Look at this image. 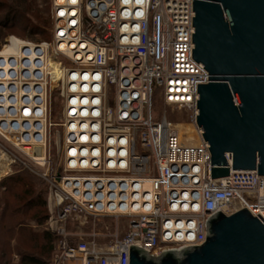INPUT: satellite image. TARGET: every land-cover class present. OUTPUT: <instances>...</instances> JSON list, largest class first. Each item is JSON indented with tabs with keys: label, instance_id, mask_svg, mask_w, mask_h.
I'll list each match as a JSON object with an SVG mask.
<instances>
[{
	"label": "built area",
	"instance_id": "1",
	"mask_svg": "<svg viewBox=\"0 0 264 264\" xmlns=\"http://www.w3.org/2000/svg\"><path fill=\"white\" fill-rule=\"evenodd\" d=\"M192 3L49 0V39L0 56V154L22 162L17 150L47 185L51 264H129L130 246L158 255L201 245L217 211L246 208L264 220L263 175L232 169L225 153L228 175L211 178L196 125L197 83L208 73L192 58ZM156 95L190 111L197 142H183L164 110L153 117ZM102 216L123 219L125 232L99 243L98 233L70 229Z\"/></svg>",
	"mask_w": 264,
	"mask_h": 264
},
{
	"label": "water",
	"instance_id": "2",
	"mask_svg": "<svg viewBox=\"0 0 264 264\" xmlns=\"http://www.w3.org/2000/svg\"><path fill=\"white\" fill-rule=\"evenodd\" d=\"M192 58L207 83H197L196 125L209 144L211 178L234 170L264 176V0H193ZM197 246L152 255L130 246L129 264H264V220L246 208L213 213Z\"/></svg>",
	"mask_w": 264,
	"mask_h": 264
},
{
	"label": "rangeland",
	"instance_id": "3",
	"mask_svg": "<svg viewBox=\"0 0 264 264\" xmlns=\"http://www.w3.org/2000/svg\"><path fill=\"white\" fill-rule=\"evenodd\" d=\"M33 3V6L37 7L39 10L47 8L49 0H29ZM16 0H0V49L6 44V41L11 36H15L22 40H29L32 42H39L41 40H47L51 36V27H48L47 35L42 36L39 34H34L32 38H24L19 36L13 31L10 23H8V12L11 9L10 6H14ZM164 110L167 114L168 119L177 125V129L182 133L181 138L185 143H195L197 142L198 136L195 128V124L191 120L190 111L187 108H178L172 105H165L159 95L154 98V107L152 109V115L154 118H158L161 111ZM59 110L58 101L53 97L52 99V121L58 122L59 120ZM7 146L5 142H2ZM8 147V146H7ZM12 150L13 154L19 157L22 162L25 161L23 155L17 150ZM0 215L5 206L12 209H17L14 215L7 216L4 215L0 218V224L4 226L9 218H13L14 226L15 224H23V229L20 230L19 235L16 237L9 238V232L6 229H0V264H4L6 260H9L7 264H17L18 256L17 251L24 252L25 250L39 252L42 240L40 236L42 232L47 228L46 221L43 220L41 225L36 223L37 216H43L48 213L47 205L46 209L41 207L39 202L46 197L47 200V185L45 181L36 173L39 168L34 166L28 161H25L27 166H25L19 160L5 154H0ZM51 158H55V150L52 144ZM24 159V160H23ZM3 163V164H2ZM4 166V167H3ZM6 166V167H5ZM4 168V169H3ZM32 190L33 192L29 195L27 190ZM40 212V214H38ZM118 229L120 235L125 232L126 224L123 219L116 224L112 217L102 216L98 218L86 217L80 218L79 224L71 226L70 229L78 233L77 237L86 239L89 235L93 233H98L99 236L96 240L99 243H104L108 241L105 236L109 233L114 232ZM56 239L52 241L53 246H55ZM5 250V254L3 251ZM73 264H76L74 262Z\"/></svg>",
	"mask_w": 264,
	"mask_h": 264
},
{
	"label": "trees",
	"instance_id": "4",
	"mask_svg": "<svg viewBox=\"0 0 264 264\" xmlns=\"http://www.w3.org/2000/svg\"><path fill=\"white\" fill-rule=\"evenodd\" d=\"M10 10L8 12V23H10L11 27H13V31L21 37L24 38H32L34 34L42 35L43 37L47 35L48 27H51L50 16H49V1L47 4V8L43 10L37 9V7L33 6V3L29 0H16V4L14 6H10ZM30 195L33 191L27 190ZM40 206L46 209L47 200L46 197L39 202ZM18 212L17 209H12L7 206L4 207L2 211V215L0 218H3L4 215L10 213V216L14 215ZM40 214V212H38ZM48 213H45L43 216H37L36 223L41 225L43 220L46 221ZM9 221H6L4 226L0 224V229H6V232H9V238L14 239L16 235L18 236L20 230L23 228V224L17 223L14 226L13 218H9ZM40 239L43 241L39 252L25 250L24 252L17 251V255L19 260L17 264H51L52 257L54 254V246L52 244L53 239H56V236L46 228ZM3 254H5V250H2ZM10 260V259H9ZM9 260H6L4 264H7Z\"/></svg>",
	"mask_w": 264,
	"mask_h": 264
},
{
	"label": "bare ground",
	"instance_id": "5",
	"mask_svg": "<svg viewBox=\"0 0 264 264\" xmlns=\"http://www.w3.org/2000/svg\"><path fill=\"white\" fill-rule=\"evenodd\" d=\"M22 39H19V38H17V37H15V36H12L11 38H10V40H9V43L8 44H6L5 45V47H4V51L0 54V56H4V54H5V52H7V53H9V51H11V50H14L15 49V47H16V45L18 44V42H21L22 43ZM50 68L51 69H53V71L54 72H56V74H57V71H58V65H57V63L56 62H51L50 63ZM178 127H180V124H176ZM181 135H182V133H180ZM2 158V157H1ZM3 164V163H2ZM1 167V166H0ZM4 167V166H3ZM6 167V166H5ZM4 169V168H3ZM0 171H2V170H0Z\"/></svg>",
	"mask_w": 264,
	"mask_h": 264
}]
</instances>
